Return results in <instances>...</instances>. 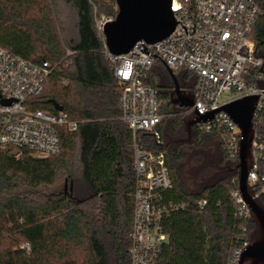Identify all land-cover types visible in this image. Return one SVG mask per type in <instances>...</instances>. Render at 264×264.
Here are the masks:
<instances>
[{"label": "trees", "instance_id": "1", "mask_svg": "<svg viewBox=\"0 0 264 264\" xmlns=\"http://www.w3.org/2000/svg\"><path fill=\"white\" fill-rule=\"evenodd\" d=\"M61 1L71 9L76 38L61 36L52 1L47 7L40 0H0V46L35 62L70 63L51 73L34 98L35 107L63 110L79 122L74 132L62 129L56 155L41 158L22 151L17 156L0 148V264H130L132 133L121 119V84L104 54V37L95 26L100 13L94 12L97 6L115 15L116 2ZM255 2L260 14L249 37L255 55L261 56L264 0ZM160 78L169 82L157 62L144 81L165 99L166 116L158 126L164 141L157 146L143 133L140 138L148 148L166 152L173 183L166 198L186 207L163 218L168 243L159 250L156 264H228L241 226L252 228L251 220L235 217L230 192L236 175L201 179L213 168L204 161L205 150L216 151L220 164L227 162L226 151L212 133L194 130L192 145L169 143L183 134L182 116L171 110ZM193 158L195 164H190ZM184 164L195 170H189L191 181L183 177ZM198 199L207 201L201 211L195 205ZM21 243H29V251L18 248Z\"/></svg>", "mask_w": 264, "mask_h": 264}, {"label": "built area", "instance_id": "2", "mask_svg": "<svg viewBox=\"0 0 264 264\" xmlns=\"http://www.w3.org/2000/svg\"><path fill=\"white\" fill-rule=\"evenodd\" d=\"M170 7L176 19L173 31L159 41L145 44V50L136 43L126 53L112 54L104 43V54L121 84V119L132 133L130 264H156L159 250L168 243L163 218L186 207L184 202L166 198L173 184L166 152L148 148L140 138L143 133L157 146L164 141L158 126L166 116L162 111L165 99L157 88L144 81L157 62L165 70L170 68L179 79L182 76L180 80L193 82L194 104L178 114L183 116L192 109L200 114L215 111L211 119L194 125V130L216 135L228 162L238 159L240 130L222 106L243 96H257L252 112V162L247 182L264 205V58L255 55V45L249 37L260 9L255 0H171ZM114 17L96 16L97 31L102 33L105 23ZM60 65L68 67L70 63L68 60L35 62L0 46L1 149L15 151V155L27 151L36 157H48L60 152L62 129L77 130L79 122L69 119L63 110L35 107L34 98L41 95L51 73ZM230 194L236 204L235 217L250 220L236 177ZM206 202L198 199L195 205L201 211ZM250 230L246 225L241 226L228 264H238ZM18 248L29 251L30 245L21 243Z\"/></svg>", "mask_w": 264, "mask_h": 264}, {"label": "water", "instance_id": "3", "mask_svg": "<svg viewBox=\"0 0 264 264\" xmlns=\"http://www.w3.org/2000/svg\"><path fill=\"white\" fill-rule=\"evenodd\" d=\"M117 12L113 20L105 23L102 34L108 51L112 54L128 52L136 43L145 50V44L154 43L170 34L176 19L171 10V0H115ZM264 58V55H261ZM169 82L160 78V86L167 87L168 101L174 113L184 112L194 104L191 87L166 67ZM259 86H263L259 83ZM257 96H243L222 106L240 130L237 143L238 159L235 162L220 164V156L212 161L215 171L210 175V182L222 174H235L237 189L248 207L252 228L248 243L242 248L238 264H264V205L254 196L247 182L251 167V143L253 138L252 112ZM215 111L200 114L195 109L185 113L181 118L183 136L170 139L175 143H191L194 125L211 119Z\"/></svg>", "mask_w": 264, "mask_h": 264}, {"label": "rangeland", "instance_id": "4", "mask_svg": "<svg viewBox=\"0 0 264 264\" xmlns=\"http://www.w3.org/2000/svg\"><path fill=\"white\" fill-rule=\"evenodd\" d=\"M40 2L43 5H46L47 7H48L50 2L54 4V18L56 19L58 27L60 26L62 28V35L61 34L60 35L64 36L66 39L76 38L77 35H76V30L74 28V22H73V16H72L71 9L67 5H65L61 0H40ZM115 9L117 10V8H115ZM95 11H96V13L107 14L106 12L99 10V8L97 6H94V12ZM14 152L15 151H11V153H14ZM206 152H209L212 155L214 154V153H211V151L205 150V152H204L205 154H203V155H206ZM213 156H215V155H213ZM195 161H196V159H194V158L191 159L190 164H195ZM189 170L192 173H194V171H195L194 169L191 168V166L184 164V169L182 171L183 177H185L186 180L191 181L192 179H194V177L189 173ZM199 180H200V178H199ZM187 184H188V182H187ZM188 185L192 188L191 182Z\"/></svg>", "mask_w": 264, "mask_h": 264}, {"label": "flooded vegetation", "instance_id": "5", "mask_svg": "<svg viewBox=\"0 0 264 264\" xmlns=\"http://www.w3.org/2000/svg\"><path fill=\"white\" fill-rule=\"evenodd\" d=\"M168 78H169V77H168ZM191 82H192V81H191ZM181 136H183V134L179 135L178 137H181ZM176 138H177V137H176ZM169 143H170V144H174L175 142H169ZM175 144H179V145H192V142L189 143V144H188V143H175ZM203 154H205V153L203 152ZM213 155H215V156H213ZM213 155L210 154L209 152L206 153V155H204V161H205V163H206L207 165L212 164V161H214L215 158H217V156H219V155L217 154L216 151L214 152ZM214 171H215V168L213 167L211 173H210L209 175H206V176H201V179H202L203 181H208L210 175H212V173H213ZM194 175L196 176V175H198V174L195 173Z\"/></svg>", "mask_w": 264, "mask_h": 264}]
</instances>
